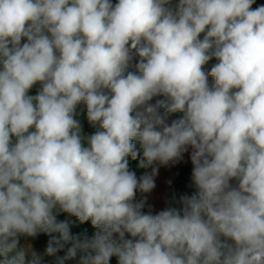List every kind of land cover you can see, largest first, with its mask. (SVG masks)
Here are the masks:
<instances>
[{
  "label": "clouds",
  "instance_id": "clouds-1",
  "mask_svg": "<svg viewBox=\"0 0 264 264\" xmlns=\"http://www.w3.org/2000/svg\"><path fill=\"white\" fill-rule=\"evenodd\" d=\"M254 4L0 0V264H264ZM186 154L190 191L156 210Z\"/></svg>",
  "mask_w": 264,
  "mask_h": 264
},
{
  "label": "crops",
  "instance_id": "crops-1",
  "mask_svg": "<svg viewBox=\"0 0 264 264\" xmlns=\"http://www.w3.org/2000/svg\"><path fill=\"white\" fill-rule=\"evenodd\" d=\"M35 92L36 88L34 87L30 94H35ZM81 119L86 120L83 117H81ZM85 131L90 132L92 129L88 131L85 128ZM185 161L187 162H181L174 166L160 167L158 176L156 177V188L151 193L146 194L148 196V203L152 204L156 210L163 208L165 206V200L171 196V190L174 181V170L178 166L190 163L187 154L185 155ZM169 181H171V183H169ZM47 240L48 238L46 236L39 235L35 239L29 238L28 242L32 244L35 250L42 252L47 244ZM24 242L25 241L22 238L21 243ZM112 259L116 258L113 257ZM68 264H76V262L69 261Z\"/></svg>",
  "mask_w": 264,
  "mask_h": 264
},
{
  "label": "trees",
  "instance_id": "trees-1",
  "mask_svg": "<svg viewBox=\"0 0 264 264\" xmlns=\"http://www.w3.org/2000/svg\"><path fill=\"white\" fill-rule=\"evenodd\" d=\"M116 0H113V3H115ZM260 4H264V0H256V4L253 5V7H256ZM215 63V60L210 61L206 66V70H210L211 66ZM83 123L85 125L86 130L90 131L91 128L88 126L87 121L83 120ZM137 163L138 161H130V167L135 170L137 172V175H141L143 173V169H138L137 168ZM190 174H191V163L188 164H184L181 166H178L175 170H174V181H173V185H172V190H171V194L173 191L177 192V193H181V192H185V191H190L187 188V184L189 183V179H190ZM67 214H62L60 217H58V219H65ZM73 220H75V218H71ZM84 230H87V234L89 236H91L94 232L95 229L92 228L90 222H87L85 224H79L77 222L76 226H73L71 228V232L73 234H78L83 232ZM43 235V234H41ZM45 236V235H43ZM47 237V236H46ZM48 238V237H47ZM60 255H63V253H60ZM110 264H117L116 259H112L110 261Z\"/></svg>",
  "mask_w": 264,
  "mask_h": 264
}]
</instances>
